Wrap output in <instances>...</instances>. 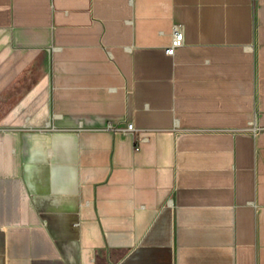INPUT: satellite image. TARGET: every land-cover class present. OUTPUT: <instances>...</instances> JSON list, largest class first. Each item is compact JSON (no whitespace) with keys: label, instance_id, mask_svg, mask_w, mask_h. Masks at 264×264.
I'll list each match as a JSON object with an SVG mask.
<instances>
[{"label":"crops","instance_id":"0c3cea01","mask_svg":"<svg viewBox=\"0 0 264 264\" xmlns=\"http://www.w3.org/2000/svg\"><path fill=\"white\" fill-rule=\"evenodd\" d=\"M0 264H264V0H0Z\"/></svg>","mask_w":264,"mask_h":264},{"label":"built area","instance_id":"2783aa9c","mask_svg":"<svg viewBox=\"0 0 264 264\" xmlns=\"http://www.w3.org/2000/svg\"><path fill=\"white\" fill-rule=\"evenodd\" d=\"M184 38L185 37H184V32H183L182 27L179 25H176L174 28V34H173L171 46L166 50V53L168 55H174L176 49L184 44ZM249 126L252 129L254 134L258 133L259 127L257 125L256 118H254L250 122ZM109 129L114 132L118 131V129L113 126H109ZM133 130H135L133 124H128L127 128L125 129V131H133Z\"/></svg>","mask_w":264,"mask_h":264}]
</instances>
